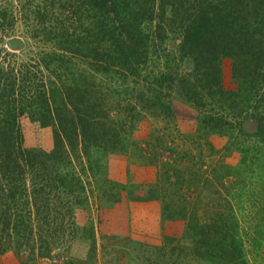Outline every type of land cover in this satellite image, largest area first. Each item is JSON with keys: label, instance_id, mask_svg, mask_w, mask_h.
Wrapping results in <instances>:
<instances>
[{"label": "trees", "instance_id": "trees-1", "mask_svg": "<svg viewBox=\"0 0 264 264\" xmlns=\"http://www.w3.org/2000/svg\"><path fill=\"white\" fill-rule=\"evenodd\" d=\"M19 30L39 46L22 52L24 60L4 48ZM170 32L180 38L179 61L191 62L184 74L174 55L161 53ZM223 58L232 62L233 90L221 88ZM138 84L149 94L132 88ZM172 89L196 111L190 140L199 155L179 159L191 162L190 186L200 183L207 193L179 191L176 160L164 163L159 184L135 196L103 177L91 150L134 147L143 113L173 118ZM21 116L53 128L50 151L25 148ZM246 120L256 122L253 133L243 131ZM225 131L232 136L215 148L209 136ZM154 140L146 146L156 150L162 144ZM235 152L236 165L227 164ZM124 192L160 200L164 219L184 223L195 258L264 261V0H0V249L32 248L36 217L37 254H47L65 228L75 237L74 208H87L91 199L118 202Z\"/></svg>", "mask_w": 264, "mask_h": 264}, {"label": "rangeland", "instance_id": "rangeland-1", "mask_svg": "<svg viewBox=\"0 0 264 264\" xmlns=\"http://www.w3.org/2000/svg\"><path fill=\"white\" fill-rule=\"evenodd\" d=\"M17 1V0H16ZM22 28V27H21ZM21 31V33H20ZM18 41L22 47L11 49L8 42ZM180 38L174 33L169 34L165 40V46L161 53H169L176 57V63L180 74L188 72L191 68L189 59L179 61L177 46ZM19 30L18 33L10 35L5 39L4 48L6 51L15 53L20 60H24V51L29 46L33 50L38 49ZM232 62L229 58L222 59V90H233L236 83L231 75ZM101 78V77H99ZM131 84L127 82L124 86L130 96H134ZM132 88L139 89V92H146V87L138 84ZM136 92V91H133ZM171 104L175 112L173 118L154 116L150 113H143L142 118L135 125L131 139L134 147L128 148L123 153H105L101 149H92L91 155L94 159L100 160L104 166L103 177L110 178L115 182L123 183L132 189L134 195H140L149 187L159 184V175L163 172L164 163L174 166L173 161L179 163L178 180L171 176L169 182H176L180 186L179 191L186 197H192L191 192L207 193V190L200 184L190 186V165L188 160H181L184 154L198 156L199 150L195 149L194 142L190 140L195 134L198 123L194 119L196 111L186 102L178 89H172ZM24 136L26 149L34 151H50L53 148V128L43 126L40 122L31 120L27 116L19 118ZM256 122L246 120L243 123V131L253 133ZM232 134L225 131L221 135H210L209 140L215 148H220ZM155 138L161 140V147L153 149L147 144L153 145ZM163 142V143H162ZM130 149H133L132 156ZM204 155L207 154L205 147L201 148ZM75 155L78 150L73 151ZM71 163L74 172H80V164L74 155H71ZM206 160L207 157L204 156ZM229 165H236L238 154L235 152L224 159ZM83 164V163H82ZM86 172L81 174L83 181H86ZM90 180L91 179H87ZM181 182V183H180ZM183 183V184H182ZM168 183H161L162 186ZM191 187V189L189 188ZM168 190L169 187H165ZM251 186L249 187V189ZM124 192L118 202H104L91 199L87 208L76 207L73 210L75 225L78 227L75 237L70 236V229L65 228L63 239L60 237L52 244H49L48 253L38 255L39 241L37 234L42 220L37 221L35 242L32 248L26 246L9 247L3 245L0 249V264H209L205 260L189 255V240L183 237L184 223L179 220H166L161 216L162 202L160 200L140 201L129 197ZM194 197V194H193ZM201 205V204H200ZM198 219L201 224L207 221V211L200 206ZM39 219V217H38ZM170 238V242L167 239ZM187 245V246H186ZM183 247L186 254L182 252ZM254 264H264L260 261L261 255Z\"/></svg>", "mask_w": 264, "mask_h": 264}, {"label": "water", "instance_id": "water-1", "mask_svg": "<svg viewBox=\"0 0 264 264\" xmlns=\"http://www.w3.org/2000/svg\"><path fill=\"white\" fill-rule=\"evenodd\" d=\"M8 46H9L11 49H17V48L22 47V43H20V42H18V41H10V42H8Z\"/></svg>", "mask_w": 264, "mask_h": 264}]
</instances>
